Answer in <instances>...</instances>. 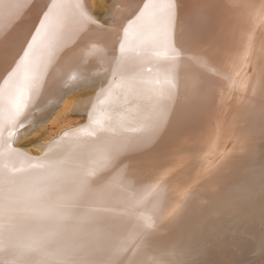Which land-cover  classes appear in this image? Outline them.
I'll return each instance as SVG.
<instances>
[{
	"label": "bare ground",
	"instance_id": "obj_1",
	"mask_svg": "<svg viewBox=\"0 0 264 264\" xmlns=\"http://www.w3.org/2000/svg\"><path fill=\"white\" fill-rule=\"evenodd\" d=\"M90 4L0 0V264H264V44L226 80L227 36L191 0ZM83 87L81 128L18 146Z\"/></svg>",
	"mask_w": 264,
	"mask_h": 264
},
{
	"label": "rangeland",
	"instance_id": "obj_2",
	"mask_svg": "<svg viewBox=\"0 0 264 264\" xmlns=\"http://www.w3.org/2000/svg\"><path fill=\"white\" fill-rule=\"evenodd\" d=\"M208 1L209 0H191V2L194 4L193 7L196 6V8L198 9V11H199L198 13H200L202 15H204L205 13L209 14V15L213 14V17L217 18V24H216L217 30H219L220 32L224 33L227 36V45L225 46L223 54L220 56L218 55L217 62L214 65V71H215L216 76L222 77V78L226 77V80H231L232 79L231 74L233 73V70H234L233 66L236 65L237 62H239L237 54H240V55L242 53L245 54V56H244L245 71H247L250 67H252V64H250V63L253 61H251V60L254 59V57H256L254 59V61H255L257 59V56H259L261 54V51H260L262 48L261 46H262V44H264V42H263L264 41V38H263L264 37V31H263L264 30V0H255L256 3L251 2L252 4L250 3L249 6L246 5V6H248V9L245 8V11H242V9L240 8L241 7L240 3L238 5H236L239 2V0L235 1L234 6H226L225 9H218L219 11L211 9L212 8L211 4H214L217 2L220 3L221 2L220 0H215V2H214V0H210V2L207 4ZM241 1H246V4L250 2V0L249 1L248 0H240V2ZM204 2H205V4H204ZM90 3H91L90 7H91L92 11L94 12V14L97 15L98 18L102 19L103 21L107 20V16H108L107 14L109 13V10L111 9V6H112L111 4L113 3V0H92V1L90 0ZM259 10H261V11H259ZM255 11H257V12H255ZM232 14H236V15H232ZM249 14H251V15H249ZM248 17L250 19H253V22L256 23V25H254V28H253V25H250V24H248L249 22H246L247 20L248 21L250 20ZM231 18H232V20H231ZM245 18H247V19L245 20ZM240 20L241 21L243 20L242 21L243 23H241ZM238 22H240V23H238ZM261 24H263V25H261ZM163 25L166 28L167 25H165V24H163ZM163 25L159 26V28H158V29H160V32H159L160 35H163V33L166 31V29H164ZM169 25H170V22H169ZM220 29H222V30H220ZM250 30H252V31H250ZM257 30L258 31L261 30L259 32L260 35H258ZM256 37H258V38L256 39ZM46 42H52V45L56 44L55 43L56 41H55L54 37H52V36L47 38ZM257 46H258V48H257ZM255 49H256V51H255ZM252 53H254V54H252ZM255 54H258V55L256 56ZM251 56H254V57L251 58ZM246 66L247 67L249 66V67L247 68ZM76 91H75V93H70V95H68L69 97H67L68 101L65 104L66 106L64 105L63 107L59 108L58 109L59 111L56 112V115H54L55 117L53 116L51 121H48L45 124H41V126L36 128L33 132L28 133L24 137H22V139H20L17 142L18 146L29 149L33 154H39L40 150L36 146L38 143L47 142L52 137L58 135L65 128H68V127H71V126L85 122L86 116L88 117L87 113L83 112V111L80 112L79 110H77L75 105L80 100H82L83 98L92 95L95 91V88H93V87L92 88H88V87L84 88L83 87V88L78 89L77 92ZM232 96H236L235 93H233ZM231 99H233V97L232 98L230 97L228 99L229 104H233V103H230L232 101H234V102L239 101L238 99H240V98L237 99V97H236V99H233V100H231ZM229 104H228V106H229ZM227 109H229V107H227Z\"/></svg>",
	"mask_w": 264,
	"mask_h": 264
},
{
	"label": "snow or ice",
	"instance_id": "obj_3",
	"mask_svg": "<svg viewBox=\"0 0 264 264\" xmlns=\"http://www.w3.org/2000/svg\"><path fill=\"white\" fill-rule=\"evenodd\" d=\"M78 7H80L78 5ZM57 8V5L55 3L51 4V10H54ZM50 10V11H51ZM41 19H38V27L33 29L34 34H30L28 40L25 41L24 48L22 49V55H27V51L31 49V47L36 43L38 38H42L45 33L47 32V20L48 17L44 16V14H41ZM7 75V72L5 73V76ZM23 151V149H21Z\"/></svg>",
	"mask_w": 264,
	"mask_h": 264
},
{
	"label": "water",
	"instance_id": "obj_4",
	"mask_svg": "<svg viewBox=\"0 0 264 264\" xmlns=\"http://www.w3.org/2000/svg\"><path fill=\"white\" fill-rule=\"evenodd\" d=\"M84 110V109H83ZM88 117L86 116V121H87ZM85 122L83 123H80V124H77V125H74V126H71V127H68V128H65L64 130H62L58 135L52 137L51 139H49V141L47 143H39L38 144V149L40 150V153H43V150L45 149V147L54 142V141H61V139H63L64 137L76 132L75 130L81 128L82 125H84ZM46 121L44 120L43 123H45ZM248 264H263V260H253V261H249Z\"/></svg>",
	"mask_w": 264,
	"mask_h": 264
}]
</instances>
